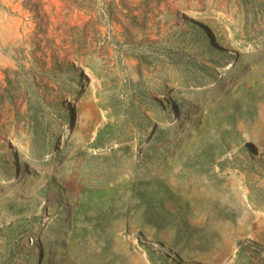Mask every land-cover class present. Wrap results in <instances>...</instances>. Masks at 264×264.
<instances>
[{"label":"rangeland","instance_id":"374dc122","mask_svg":"<svg viewBox=\"0 0 264 264\" xmlns=\"http://www.w3.org/2000/svg\"><path fill=\"white\" fill-rule=\"evenodd\" d=\"M0 264H264V0H0Z\"/></svg>","mask_w":264,"mask_h":264},{"label":"bare ground","instance_id":"6f19581e","mask_svg":"<svg viewBox=\"0 0 264 264\" xmlns=\"http://www.w3.org/2000/svg\"><path fill=\"white\" fill-rule=\"evenodd\" d=\"M72 87H73V91H75L76 90V84H75V82L73 83Z\"/></svg>","mask_w":264,"mask_h":264}]
</instances>
